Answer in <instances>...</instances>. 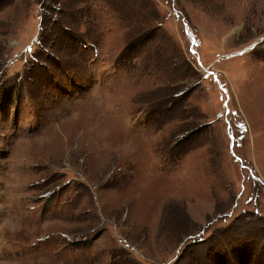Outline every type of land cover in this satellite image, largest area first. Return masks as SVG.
<instances>
[{"label": "rangeland", "instance_id": "374dc122", "mask_svg": "<svg viewBox=\"0 0 264 264\" xmlns=\"http://www.w3.org/2000/svg\"><path fill=\"white\" fill-rule=\"evenodd\" d=\"M225 255L264 264V0H0V264Z\"/></svg>", "mask_w": 264, "mask_h": 264}, {"label": "trees", "instance_id": "16d2710c", "mask_svg": "<svg viewBox=\"0 0 264 264\" xmlns=\"http://www.w3.org/2000/svg\"><path fill=\"white\" fill-rule=\"evenodd\" d=\"M55 11H57L55 8H54V12ZM75 36L77 37V38H75ZM73 37L75 38V41H78L79 42V40L78 39H84L85 40V37H79V36H77L76 34L75 35H73ZM133 44H135V42L133 41ZM236 256L238 255V253H240V252H233ZM233 254V255H234ZM229 258H230V256H228V255H225V256H220V263L218 262L217 264H231L230 262H227L226 263V261H228L229 260Z\"/></svg>", "mask_w": 264, "mask_h": 264}]
</instances>
